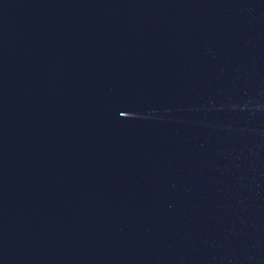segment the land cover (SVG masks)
Listing matches in <instances>:
<instances>
[{"label": "water", "instance_id": "obj_1", "mask_svg": "<svg viewBox=\"0 0 264 264\" xmlns=\"http://www.w3.org/2000/svg\"><path fill=\"white\" fill-rule=\"evenodd\" d=\"M0 264H264V0H0Z\"/></svg>", "mask_w": 264, "mask_h": 264}]
</instances>
